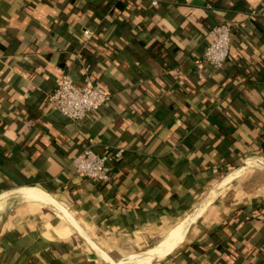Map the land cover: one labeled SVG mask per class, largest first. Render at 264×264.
Masks as SVG:
<instances>
[{
    "label": "crops",
    "instance_id": "obj_1",
    "mask_svg": "<svg viewBox=\"0 0 264 264\" xmlns=\"http://www.w3.org/2000/svg\"><path fill=\"white\" fill-rule=\"evenodd\" d=\"M85 72L110 100L70 120L47 96ZM0 203V264H264V0H0Z\"/></svg>",
    "mask_w": 264,
    "mask_h": 264
},
{
    "label": "built area",
    "instance_id": "obj_2",
    "mask_svg": "<svg viewBox=\"0 0 264 264\" xmlns=\"http://www.w3.org/2000/svg\"><path fill=\"white\" fill-rule=\"evenodd\" d=\"M88 29L83 34H89ZM230 24L219 22L207 31L206 45L197 61L198 68L218 66L228 55ZM110 100V93L102 89L100 84L84 73L80 82L73 80L67 73L60 75L54 90L47 96L50 105L70 120H81L95 114L106 106ZM123 149L118 147L111 154L95 151L90 144L84 146L72 158L75 172L94 180H107L110 158H118Z\"/></svg>",
    "mask_w": 264,
    "mask_h": 264
},
{
    "label": "rangeland",
    "instance_id": "obj_3",
    "mask_svg": "<svg viewBox=\"0 0 264 264\" xmlns=\"http://www.w3.org/2000/svg\"><path fill=\"white\" fill-rule=\"evenodd\" d=\"M4 206V203H0V206ZM166 233H164V234H162L161 235V237H156V238H153L150 242H149V245H147V247L148 246H152V245H155L164 235H165ZM145 247H142V248H131V247H129V248H126V249H124V253L127 255V253L128 254H131V255H135V254H138V253H142L143 251H145ZM112 252H114L113 250H112ZM133 252H135V253H133Z\"/></svg>",
    "mask_w": 264,
    "mask_h": 264
},
{
    "label": "bare ground",
    "instance_id": "obj_4",
    "mask_svg": "<svg viewBox=\"0 0 264 264\" xmlns=\"http://www.w3.org/2000/svg\"><path fill=\"white\" fill-rule=\"evenodd\" d=\"M18 192H19V195L24 199H31V200L32 199H38L41 201H46L42 196H40L39 194H37L36 192H34L33 190L28 189V188L20 189V190H18Z\"/></svg>",
    "mask_w": 264,
    "mask_h": 264
}]
</instances>
